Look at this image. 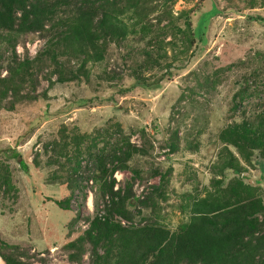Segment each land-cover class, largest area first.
Wrapping results in <instances>:
<instances>
[{"label": "rangeland", "instance_id": "rangeland-1", "mask_svg": "<svg viewBox=\"0 0 264 264\" xmlns=\"http://www.w3.org/2000/svg\"><path fill=\"white\" fill-rule=\"evenodd\" d=\"M147 1L156 8L149 15L152 22L164 8L174 25L166 23V17L159 24L167 28L158 34V64L147 66L142 50L151 47L132 35L118 45L108 44L101 61L87 63L86 77L58 82L51 75L48 84L43 76L50 69L48 60L41 55L38 59L46 31L17 37L16 58L36 57V97L11 109L8 97L0 100V173L6 169L12 184V189L0 184V240L15 247L27 264H89V244L82 245L77 261L68 259L75 251L66 244L102 212L98 184L86 178L95 167L93 153L107 152L122 136L111 123H119L122 134L144 151L133 155L127 168L114 171L113 188L129 179L134 195L142 197L157 184L156 173H164V199L152 196L171 230L187 219L179 209L186 194L202 195L212 178H222L224 184L233 175L229 169L221 176L215 172L221 147L217 134L242 114H253L264 100V6L248 7L249 0ZM184 18L192 42L181 53L186 45L180 32ZM10 59V49L0 46V76ZM77 65L65 64L71 69ZM137 73L148 81L159 77L157 86L128 88ZM242 89L239 98L236 92ZM62 128L66 135L86 133L96 139L91 154L81 153L73 176L46 164L54 153L49 143L59 138ZM249 160L238 176L257 184L264 198V157L254 152ZM66 197L68 208L63 209L55 200ZM141 212L151 215L148 208Z\"/></svg>", "mask_w": 264, "mask_h": 264}, {"label": "trees", "instance_id": "trees-1", "mask_svg": "<svg viewBox=\"0 0 264 264\" xmlns=\"http://www.w3.org/2000/svg\"><path fill=\"white\" fill-rule=\"evenodd\" d=\"M255 5L264 6V0L248 1V7ZM155 10L147 0H0V46H7L11 54L3 67L5 73L0 76V100L8 97L11 109L18 101L36 97L33 76L36 57L19 60L14 53L17 37L27 32L47 33L38 59L45 56L48 60L50 69L43 75L48 84L52 83L51 75L58 82L80 75L86 77L87 63L101 61L108 44L118 45L132 35L151 47L142 50L147 66L158 64L162 57L157 50V43L162 41L158 34L167 28L159 24L164 17L171 24L172 16L161 8L152 22L149 15ZM189 30L190 23L184 18L180 32L186 45L181 53L192 42ZM69 61H77V68H67L65 64ZM158 80L159 77L148 81L137 73L128 88H152ZM244 92L242 89L236 95L242 98ZM111 125L122 136L107 152L93 153L95 167L86 178L98 184L102 212L94 214L81 235L66 244L75 251L68 253L69 260L77 261V253L87 243L89 264H264L262 191L257 184L246 183L238 176L245 170L242 163H249L254 152L264 157V100L253 114H242L238 121L219 130L217 138L221 147L215 172L221 176L223 170L229 169L233 175L224 184H221L222 178H212L210 187L202 195L186 194L179 209L187 213V219L172 230L161 220L156 198L152 196L164 199V173H156L157 184L142 197L134 195L129 179L123 186L113 188L114 171L127 168V161L144 151L122 134L119 123ZM60 132L59 138L49 143L54 153L46 164H55L73 176L78 171L81 153L91 154L92 147H97L96 139L86 133L66 135L63 128ZM84 140L87 143L83 145ZM72 149L73 159L69 156ZM169 149H174L173 143ZM130 171L137 173L134 168ZM52 177L55 179L58 175ZM0 184L12 189L6 169L0 173ZM68 199L55 202L67 209ZM145 208L151 215L142 214ZM135 216L139 219L135 220ZM15 249L0 240L3 264H27Z\"/></svg>", "mask_w": 264, "mask_h": 264}]
</instances>
